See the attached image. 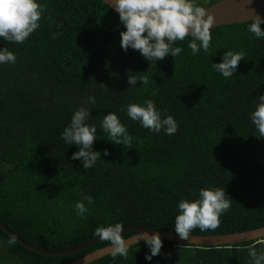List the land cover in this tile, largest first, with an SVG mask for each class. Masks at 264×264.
Listing matches in <instances>:
<instances>
[{
    "label": "trees",
    "instance_id": "obj_1",
    "mask_svg": "<svg viewBox=\"0 0 264 264\" xmlns=\"http://www.w3.org/2000/svg\"><path fill=\"white\" fill-rule=\"evenodd\" d=\"M222 0H205L206 8ZM46 6L40 27L23 42L0 38L17 56L0 64V222L27 243L63 251L98 239L95 229L122 223L175 232L178 203L199 198L205 187L225 188L231 208L214 231L222 235L264 227V138L251 121L264 95V38L233 24L212 29L208 52L183 51L151 63L138 50L121 47L124 25L100 0H37ZM264 30V24H261ZM199 43V42H198ZM244 51L233 76L213 68L226 51ZM138 73V74H137ZM129 74L147 76L148 84L128 83ZM107 87V88H106ZM95 96L96 103L85 104ZM153 100L178 123L173 135L154 133L127 115L130 103ZM80 107L91 110L97 128L93 151L101 152L85 170L79 151L61 137ZM123 109V110H122ZM109 112L117 114L133 137L131 148L115 145L101 128ZM107 149L109 155L103 154ZM91 195L83 218L75 203ZM134 233L123 236L131 237ZM0 229V264H65L110 246L102 241L65 256H45L9 245ZM194 247L163 241L150 261L144 243L129 248L127 258L111 255L92 264H252L248 246Z\"/></svg>",
    "mask_w": 264,
    "mask_h": 264
},
{
    "label": "clouds",
    "instance_id": "obj_2",
    "mask_svg": "<svg viewBox=\"0 0 264 264\" xmlns=\"http://www.w3.org/2000/svg\"><path fill=\"white\" fill-rule=\"evenodd\" d=\"M111 7L118 12L119 19L126 29L120 33L121 47L125 52L129 48L138 50L151 63L163 60L169 53L174 58L177 57L183 51L181 47L175 46L177 41H184L188 36L193 38L187 45L193 55L201 49L208 52L211 46V30L215 17L197 4L196 0H113ZM45 12L46 6L37 0H0V38L7 42L23 43L40 27V20ZM252 12L248 31L257 38H264V30L261 28L264 18L254 15V10ZM245 55L242 50H228L224 53L222 62L213 63V68L225 79L230 78L237 71L240 61L245 59ZM16 61L17 56L7 47L0 50V64H15ZM137 74H129L128 83L134 87L140 80L142 85H147L148 77ZM258 101L250 118L258 130L259 137L264 138V95H260ZM95 103V96H90L85 101V104ZM126 111L132 120L138 121L154 133L163 129L166 134L173 135L178 130V123L173 116L162 118V113L151 99L146 100L144 104L130 103ZM90 113L91 110L87 107L78 108L71 116L70 124L61 133L66 144L79 147V151L73 153L71 159L82 160L85 170L94 168L97 160L101 159V152L92 149L97 128L94 124L87 123ZM101 128L108 133L109 140L115 145L131 148L133 137L117 114L109 112L105 115ZM103 154L109 155L108 150L105 149ZM84 201L92 204L94 199L91 195H83L82 199L75 203L77 215L81 218L89 212ZM231 203L232 199L226 195L225 188H202L199 198L183 199L178 203L179 214L175 217V232L180 239L187 240L197 228L201 231H214L219 227L222 215L231 208ZM123 229L122 223L95 229L94 235L111 245L113 258L121 256L126 259L128 256L130 244L126 243ZM139 236L150 249L151 254H146V260L150 261L160 254L163 241L158 233L149 235L143 232ZM16 242L14 235L7 241L10 246ZM248 254L252 264H264V252H258L255 243L248 246Z\"/></svg>",
    "mask_w": 264,
    "mask_h": 264
},
{
    "label": "water",
    "instance_id": "obj_3",
    "mask_svg": "<svg viewBox=\"0 0 264 264\" xmlns=\"http://www.w3.org/2000/svg\"><path fill=\"white\" fill-rule=\"evenodd\" d=\"M105 6L111 9L117 16H119L118 12L114 10L113 0H100ZM211 0H205L206 4H208ZM198 4V3H197ZM208 13L212 14L215 17V22L212 29L229 26L233 24H244L251 22L249 19L252 17L254 10V15H259L261 18H264V0H222L219 3H216L212 6H208L205 8ZM189 37V36H188ZM0 229L3 230L7 235H14L17 238V242L27 248L32 250L33 252L45 256H65L73 254L77 251L85 249L93 244L98 242H102L99 238L86 242L80 246L71 248L69 250L63 251H47L35 247L15 233H13L8 227L3 225L0 222ZM123 234L126 233H134L129 238H126V243L130 244V247L135 246L140 243H144L142 239H140V233L147 232L149 235L158 233L161 237L162 241L170 242L178 245H186V246H194L198 248L202 247H212V248H222V247H230L234 245L246 244L250 242L261 241L264 239V227L232 234H222V235H193L190 234L187 240H182L178 236L176 232L161 230V229H149L142 226H131L124 228ZM138 241V242H137ZM111 255V245L100 248L90 254H87L79 259H76L72 262L65 264H92L97 260H100L104 257Z\"/></svg>",
    "mask_w": 264,
    "mask_h": 264
},
{
    "label": "flooded vegetation",
    "instance_id": "obj_4",
    "mask_svg": "<svg viewBox=\"0 0 264 264\" xmlns=\"http://www.w3.org/2000/svg\"><path fill=\"white\" fill-rule=\"evenodd\" d=\"M196 2L198 3V4H200L201 2H202V0H196ZM206 3V2H205Z\"/></svg>",
    "mask_w": 264,
    "mask_h": 264
}]
</instances>
